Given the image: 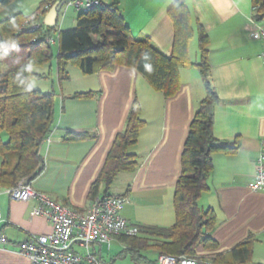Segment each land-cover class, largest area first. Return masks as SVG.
Returning <instances> with one entry per match:
<instances>
[{
    "label": "crops",
    "instance_id": "1",
    "mask_svg": "<svg viewBox=\"0 0 264 264\" xmlns=\"http://www.w3.org/2000/svg\"><path fill=\"white\" fill-rule=\"evenodd\" d=\"M176 1L103 0L118 3L133 34L150 37L167 55L173 53L175 28L169 9ZM183 1L192 17V62L201 60L200 28L209 36V79L219 96L214 136L239 141L235 152L212 155L209 188L200 198L203 208H212L216 213L211 236L219 248L205 249L200 245L198 255L214 261L211 255L229 252L250 235L258 238V233L264 232V189L252 191L248 186L256 176L264 138V41L252 36L264 22L253 19L252 0ZM68 72L69 79L60 83L57 67L54 70V64L51 66L55 120L41 147L45 169L32 185L60 203L85 210L93 200L89 197L91 187L125 126L132 103L138 99L145 124L131 150L137 153L140 164L134 172H120L107 194L127 198L122 215L132 224L172 226L176 221L174 197L185 141L207 92L199 69L182 67L180 89L169 98L131 67L119 65L86 75L78 66L69 64ZM41 87L44 90L46 86ZM75 92L95 95L73 98ZM69 131L87 132L90 136L73 141L67 137ZM105 191L102 185L98 195ZM38 204L35 199L16 201L5 193L1 195L0 237L8 241L0 242V264H30L28 257L20 253L19 244L33 235L51 232L49 220L33 213ZM112 242L122 243L120 238ZM90 249L103 260L102 244H93Z\"/></svg>",
    "mask_w": 264,
    "mask_h": 264
},
{
    "label": "trees",
    "instance_id": "2",
    "mask_svg": "<svg viewBox=\"0 0 264 264\" xmlns=\"http://www.w3.org/2000/svg\"><path fill=\"white\" fill-rule=\"evenodd\" d=\"M13 0H0V10ZM49 3L44 0L41 10ZM253 19L264 22V0H252ZM174 23L173 53L165 54L151 39L137 37L125 21L118 3H102L76 17V25L58 29L57 24L45 23L39 29L21 27L28 15L16 13L0 21V187L10 188L20 183L32 184L45 169L41 152L50 135L55 120L56 92L35 88V77H46L34 68L49 64L55 57L53 47L58 45L57 75L60 83L69 79L68 65L73 64L88 75L102 70H113L122 65L136 69L157 91L166 98L177 94L181 86L180 69L197 67L206 83V96L200 102L190 125L182 154V172L178 179L174 205L176 221L172 226L137 225L139 234L119 237L135 264H157L140 254L152 250L160 254L199 257L198 248L217 249L219 243L211 232L217 216L212 208L200 205L202 194L209 188V178L215 152H235L238 139H216L213 133L215 106L219 96L210 84L209 36L199 30L201 60L192 62L190 42L194 36L190 9L183 0H177L169 9ZM57 34V42L50 39ZM51 74V70L50 73ZM95 92H75L73 98H91ZM145 121L141 106L135 99L125 126L109 151L97 180L91 187L92 200L105 193L122 171L134 172L139 167V157L131 149L137 144ZM7 134V140L4 139ZM87 132L69 131V140L89 137ZM67 205V203H62ZM255 235H250L229 252H218L211 258L218 264H247L253 255ZM209 260V259H208ZM106 264V263H105Z\"/></svg>",
    "mask_w": 264,
    "mask_h": 264
},
{
    "label": "built area",
    "instance_id": "3",
    "mask_svg": "<svg viewBox=\"0 0 264 264\" xmlns=\"http://www.w3.org/2000/svg\"><path fill=\"white\" fill-rule=\"evenodd\" d=\"M58 1L62 2L60 11L63 6H67L73 7L78 14L94 10L103 3V0H49L43 9L27 16L21 27L41 28L47 12ZM56 24L58 25L57 22ZM252 36L264 41V25L258 26ZM50 42L55 44L57 37L51 38ZM248 186L252 191L264 189V138L261 142L257 173ZM3 193L16 201L37 200L39 204L33 208V213L46 217L51 223V232L33 235L19 244L20 253L28 257L30 264H105L96 252L91 251V245L107 244L110 248L114 239L136 236L140 232L136 224L130 223L122 215V209L127 202V198L123 196L98 195L85 210H78L56 201L29 183H20L10 188L0 187V197ZM7 241L6 237H0V242ZM157 264L218 263L197 257L160 254Z\"/></svg>",
    "mask_w": 264,
    "mask_h": 264
},
{
    "label": "rangeland",
    "instance_id": "4",
    "mask_svg": "<svg viewBox=\"0 0 264 264\" xmlns=\"http://www.w3.org/2000/svg\"><path fill=\"white\" fill-rule=\"evenodd\" d=\"M44 0H13L11 3L6 5L0 10V21L14 15L16 13H23L24 15H31L35 12L41 5ZM78 12L73 7L63 6L62 10L58 14V25L57 28L61 27L63 29L73 28L76 25V17ZM55 37L56 33L53 34ZM55 57L52 61L42 67L34 68L35 72L44 74L46 78L35 77L32 80V84L35 88L41 89L40 85L45 84L44 92H49L52 90V81L53 78L50 76V70L52 64H54V70L57 67V54H58V45L53 47ZM39 86V87H38ZM4 139L7 140V134L4 133ZM257 241L254 244V252L251 260L247 264H264V232L258 233ZM125 243L112 242V247L108 248L107 244H102V256L103 260L106 263L111 264H135L131 258V254L125 250ZM203 248H205L203 246ZM206 249V248H205ZM93 251V250H91ZM98 254V253H97ZM144 261V257L151 262H156L158 259V254L155 251L148 250L142 251L140 253ZM144 264V263H143Z\"/></svg>",
    "mask_w": 264,
    "mask_h": 264
},
{
    "label": "water",
    "instance_id": "5",
    "mask_svg": "<svg viewBox=\"0 0 264 264\" xmlns=\"http://www.w3.org/2000/svg\"><path fill=\"white\" fill-rule=\"evenodd\" d=\"M62 2H56L50 10L47 12L45 16V23L46 25L53 26L56 23L57 15L61 9Z\"/></svg>",
    "mask_w": 264,
    "mask_h": 264
}]
</instances>
